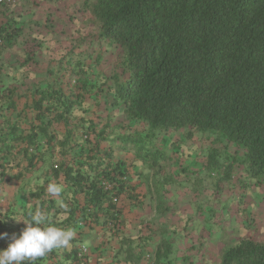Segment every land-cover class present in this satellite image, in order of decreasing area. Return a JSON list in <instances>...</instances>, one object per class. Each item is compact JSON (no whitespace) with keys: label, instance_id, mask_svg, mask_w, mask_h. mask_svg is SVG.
Returning <instances> with one entry per match:
<instances>
[{"label":"trees","instance_id":"16d2710c","mask_svg":"<svg viewBox=\"0 0 264 264\" xmlns=\"http://www.w3.org/2000/svg\"><path fill=\"white\" fill-rule=\"evenodd\" d=\"M14 1L0 6V14L13 11ZM67 11L69 18L58 24L47 20L48 30L62 34L63 40L58 41V56L49 58L55 69L30 92L32 101L19 109L22 94L0 85V190L9 180L10 158L21 157L28 169L43 167L45 184L30 198L39 202L52 225L107 229L117 238L123 233L124 220L113 199L125 193L119 176H127L130 184L131 165L113 158L112 145L102 148L106 138L99 125L75 114L85 111L83 100L92 95L106 97V104L122 111L118 128L128 135L116 150L133 153L142 165L156 155L167 161L171 151L161 149L171 141L166 135L184 131L187 139L200 134L206 139L201 144L217 153L232 149L234 158L242 153L248 176L264 184V0H83ZM7 25L0 29V38L9 32L4 45L11 47L19 30L14 22ZM106 54L109 76L90 72L88 60L102 64ZM33 61L41 58L26 62ZM58 124L66 129L61 138L54 130ZM77 131L83 134L77 136ZM209 165L222 173L225 167L230 179L231 165L216 158ZM60 177L66 208L47 192L49 183ZM103 178L116 183L114 192L104 191ZM126 194L131 196V185ZM157 202L161 208L163 199ZM62 210L67 217L59 221ZM24 214L30 219L28 210ZM0 219L6 221L0 222V233L8 234L0 239L3 247L18 230L9 228L7 216L0 214ZM208 236L212 238L204 231V240ZM76 241L73 237L70 243ZM219 242L210 244L212 253L206 251L218 255L217 262L211 255L210 264H264V241ZM61 249L34 264H46ZM172 252L167 244L157 263ZM89 256L80 257L75 248L69 253L72 262Z\"/></svg>","mask_w":264,"mask_h":264},{"label":"crops","instance_id":"0c3cea01","mask_svg":"<svg viewBox=\"0 0 264 264\" xmlns=\"http://www.w3.org/2000/svg\"><path fill=\"white\" fill-rule=\"evenodd\" d=\"M82 1L16 0L13 11L0 14V29L3 26L7 27L8 21H10V23L14 22L15 28L19 30L14 45L11 47L3 45L4 48L2 47L3 50L0 54V85L16 89L22 94L19 102L17 101L20 106H23L19 109L25 108L24 106H27L30 100L32 101L30 92L36 88L40 81L45 83L48 71L56 67L55 63L49 62V58L58 56L57 48H60L58 41L63 40V38H59L63 35L50 32L47 20L51 19L55 24H58L60 20L68 19L66 4L68 3L70 7H73ZM7 35L9 36L10 33L7 32L2 37L5 43ZM84 49L83 46L82 50ZM106 56L107 54L104 55L102 64L88 60L93 66L89 71L98 76H109L111 73L110 62ZM29 57H39L41 61L38 63L33 61L27 64L26 61ZM106 101V97L103 96H86L83 100L85 111L83 113L76 111L75 114L85 117L93 125H99V130L102 131L106 141L111 142H103L102 148L110 149L112 145L110 150L113 158L131 165L129 169L131 196L124 193L121 195L118 204L125 229L117 238L111 236L107 229L89 230L80 224L60 226V228L72 229L77 241L70 243V246L66 248V253L61 249L58 256H54L46 264H169L170 261L172 264H210L211 257L208 256L210 254H206L207 249L205 247L210 249V244L216 240L209 238V236L206 238L207 241L204 240L205 230L201 231L202 226L200 224L202 217L198 215L197 211L194 213L196 207L192 203H180L183 199L176 203V209L173 210L169 204L171 198L166 192L168 186L165 187L162 184L163 187L159 188L163 171L156 181L155 172L151 175L147 166L144 167L142 163L135 161L133 153L116 150L123 145V139L128 134L118 128L123 117L122 111L118 106L113 107L106 104ZM107 123H110L111 127L106 128ZM54 130L57 132L58 138H61L66 132L63 124H58ZM80 132L77 131L76 135L78 136ZM82 134L83 131L80 135ZM114 139L117 140L115 144H113ZM193 146L190 144L182 145L180 150L175 151L177 154L180 153L185 160L186 153L193 152ZM198 147L196 146L195 149ZM161 149L168 152L173 150L169 146L168 148L161 147ZM10 159L9 180L0 190V214L10 218L9 228L17 229V234H19L22 229L17 227L26 225L23 219H28L24 212L28 210L30 215V211L39 206V202L31 199L30 194L37 190V186L45 184V178L42 173V165L35 169H28L27 162L21 157ZM183 165V167H193L192 170L196 169V164L193 162L183 163ZM50 183L62 185L63 190L59 195L51 196L48 193V196L54 197L60 203L62 193L66 188L64 179L60 177V179H54ZM178 194L173 193L172 196L176 197ZM159 199H163L161 208L157 202ZM61 212L58 215L59 221H63L67 217V213L63 210ZM174 218L177 219L176 222L173 220ZM15 219L21 220L18 222ZM198 219L199 228L197 231L194 225L197 224ZM167 244L173 251L170 258L157 263L158 253L160 250H164ZM81 247H86L87 253L91 256L81 262H72L69 253L73 248L80 250ZM5 248L7 246L0 247V250ZM161 253L164 254V251Z\"/></svg>","mask_w":264,"mask_h":264},{"label":"rangeland","instance_id":"374dc122","mask_svg":"<svg viewBox=\"0 0 264 264\" xmlns=\"http://www.w3.org/2000/svg\"><path fill=\"white\" fill-rule=\"evenodd\" d=\"M69 7L67 3L66 10ZM185 133L184 131L171 132L166 137L171 140L168 143L170 148L187 144L194 145L193 152L186 153V161L180 153L171 151L166 153L167 161H160L157 159L160 155H156L151 156V161L143 165L148 167L151 175L155 172L156 181L160 172L163 171L159 188L169 184L166 192L171 198L170 203L168 202L171 208L176 209V203L183 199L186 201L183 200L180 203H192L196 207L194 213L197 211L202 217L201 231L204 229L213 239L219 240L221 246L233 244L245 238L264 241V184L257 185V180L248 176L245 166L241 163L242 153H236L235 158L232 149L228 152L219 149L221 151L217 153L213 146L206 147L201 144L206 139L200 134L187 139ZM196 146H199L198 149H195ZM214 158L226 167L231 165L230 179L226 177L228 174H226L225 167L223 173L214 166L210 167L209 163ZM171 161L177 164L174 166ZM180 161L182 163L179 166ZM187 162L195 163L196 169L183 167V163ZM153 163L156 165L151 169L150 165ZM173 193L179 194L173 197ZM173 220L177 221L176 218ZM197 224L194 226L198 231L199 219ZM205 248L211 253L215 250L214 246L210 250ZM211 255L208 256L211 257ZM217 258L218 255H214L213 261L217 262Z\"/></svg>","mask_w":264,"mask_h":264},{"label":"clouds","instance_id":"9594fccd","mask_svg":"<svg viewBox=\"0 0 264 264\" xmlns=\"http://www.w3.org/2000/svg\"><path fill=\"white\" fill-rule=\"evenodd\" d=\"M62 185L49 183L47 191L51 195H59ZM61 207H67L61 202ZM20 221L21 219H15ZM26 227L19 234L13 233L7 248L0 250V264H34L38 258L44 257L53 249L67 248L74 237L72 229L60 228L48 222L46 214L37 207L30 213V219H23ZM0 222H6L0 219ZM8 236L0 233V239Z\"/></svg>","mask_w":264,"mask_h":264},{"label":"built area","instance_id":"2783aa9c","mask_svg":"<svg viewBox=\"0 0 264 264\" xmlns=\"http://www.w3.org/2000/svg\"><path fill=\"white\" fill-rule=\"evenodd\" d=\"M14 3H15L14 0H0V6H2L3 4L12 5ZM4 43H5L4 39L0 38V46H3ZM84 138L87 139V136H85ZM118 179L119 180L121 179L125 183V186H124L125 189H123V190H124L125 194L128 193L129 192V186H130L129 178L127 176H119ZM101 185H102L104 191L110 192V193L114 192V190L116 188V183L114 181H112L110 179L108 180L106 178L102 179ZM113 200L116 204H119L120 197L114 196ZM87 252H88V249L86 247H81L79 250V256L83 257L85 254H87Z\"/></svg>","mask_w":264,"mask_h":264}]
</instances>
